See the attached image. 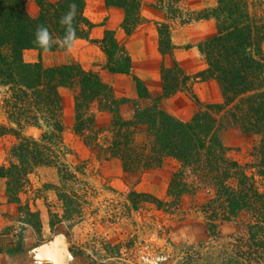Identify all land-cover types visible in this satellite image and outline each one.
I'll use <instances>...</instances> for the list:
<instances>
[{"label": "rangeland", "instance_id": "obj_1", "mask_svg": "<svg viewBox=\"0 0 264 264\" xmlns=\"http://www.w3.org/2000/svg\"><path fill=\"white\" fill-rule=\"evenodd\" d=\"M156 2L144 0L142 15L146 21L132 35L128 36L121 25L110 29L131 58L129 75L112 74L107 69V56L98 43L104 34L101 38L98 33L93 34L94 28L104 23H93L90 38L76 40L70 50H29L24 59L29 63L41 61L46 68L76 62L84 70L98 73L118 99L137 100L136 77L149 91L160 92L162 66L173 65L171 58H164L159 49V25L169 23L176 47L174 60L187 76L195 77L207 68L206 58L197 46L216 34V23L214 20L181 22L194 11L215 7L217 0H184L180 10L186 15L174 20L165 10L157 8ZM87 6L86 2L85 13L91 7ZM151 11L159 14L160 20L153 19ZM60 93L64 131L59 146L65 167L34 170L20 194L22 209L7 201L6 181L0 180V217L4 222L0 253L7 257L5 264H141L140 257L145 251L166 255L168 260L163 264H264L260 261L264 257L256 251L258 248L264 251V223L258 221L256 200L264 195L260 136L244 133L232 116L222 112L217 118L219 138L226 149L225 162L214 165L202 152L205 166L183 167L176 158L166 156L157 167L130 172L124 169L121 159L106 158V153L101 151L110 145L113 116L101 112L98 102L85 110L95 115V125L83 124L85 136L93 137L94 128L103 132L99 136L102 147L91 149L74 132L73 91L61 88ZM5 94L6 89L0 88V125L11 128L15 126L5 113ZM196 99L204 106L223 101L215 81L192 80L186 90L163 98L159 106L170 117L187 122L204 108L198 106ZM123 108V119L133 121L134 111ZM24 132L28 137L41 139L51 128L29 127ZM152 140L143 131L135 139L144 146H151ZM17 141L11 133L0 137V167L15 162L10 151ZM91 143L96 144L95 140ZM233 162L239 165L240 178L233 175L236 172ZM181 174L180 179L187 187L180 188L179 197H169L172 179ZM227 174L231 177L225 184L216 180L217 175L221 179ZM239 180L243 184L241 188H238ZM225 186L241 190L252 203L256 200V204L236 215L229 214ZM20 243L26 247L25 253L9 256L7 252ZM249 248L253 256L249 255Z\"/></svg>", "mask_w": 264, "mask_h": 264}, {"label": "trees", "instance_id": "obj_2", "mask_svg": "<svg viewBox=\"0 0 264 264\" xmlns=\"http://www.w3.org/2000/svg\"><path fill=\"white\" fill-rule=\"evenodd\" d=\"M86 2L0 0V88L6 89L3 105L9 122L15 126L9 128L0 125V137L11 133L18 140L10 151L15 162L0 167V180L6 181L5 196L8 202L18 204L22 209L20 194L37 168L65 167L61 162L62 150L59 146L64 131L61 88H69L74 93V132L87 147L101 148L99 136L103 132L91 126L94 136H85L83 124L89 122L95 125V115H89L85 110L98 102L101 112L113 116L110 145L102 147L101 151L106 153V158L121 159L126 171L157 167L166 156L176 158L183 167L200 166L206 162L201 159L202 152L214 165L225 162L226 149L219 138L217 118L222 112L232 116L244 133L261 137L259 153L262 154L264 167V0H217L215 7L194 11L185 20L182 18L186 14L180 10L184 0H157V8L165 10L171 20L179 17L182 19L181 24L214 20L217 31L214 36L198 44V50L206 58L207 68L192 77L187 76L174 60L176 47L171 39L172 26L169 23L160 24V53L164 58L169 56L173 65L162 66L163 85L160 92L149 91L144 82L136 77L137 100L118 99L98 73L88 72L76 62L46 68L41 61H25L24 54L29 50L66 51L59 46L65 35V26L59 21L72 3L77 7L73 21L76 40H88L94 24L85 16ZM105 3L108 7L123 10L121 28L128 36L146 21L142 15L144 0H105ZM40 25L46 26L56 40L49 50H43L33 43L36 28ZM98 43L107 56L110 73L131 74V58L125 47L116 40L113 30L106 29L103 39ZM192 80L215 81L222 93V103L204 106L196 99L198 106L204 108L187 122L176 120L161 110L159 104L163 98L183 92ZM127 107L134 111L133 121H125L121 116L122 108ZM43 125L51 128V132H45L41 139L25 135L27 128L41 129ZM142 131L153 139L150 147L135 141ZM53 139L56 140L50 143ZM92 140H95V145H92ZM231 165L236 169L233 175L240 178L242 173L237 170L239 165L236 162ZM182 176L176 175L172 179L169 197H179L187 187L180 179ZM218 176L216 180L224 184L231 177L227 174L220 179ZM241 186L243 184L239 180L238 188ZM225 188V204L229 214L236 215L243 209H250L258 200V221L264 223V195H259L252 203L241 190L230 186ZM250 249L249 255L253 256ZM259 249L257 253L264 257L263 249ZM25 251L26 247L20 243L7 254L19 255Z\"/></svg>", "mask_w": 264, "mask_h": 264}, {"label": "crops", "instance_id": "obj_3", "mask_svg": "<svg viewBox=\"0 0 264 264\" xmlns=\"http://www.w3.org/2000/svg\"><path fill=\"white\" fill-rule=\"evenodd\" d=\"M87 5L91 6L86 9V17L94 24H101L104 23V26H99L94 28L96 32L93 34L98 33V38L105 33V29H116L119 25L122 24L124 20V12L123 10L115 7H107L105 4V0H87ZM150 16L153 19L160 20L161 16L157 14L155 11L150 12ZM145 17V16H144ZM148 19V16H146ZM98 30V32H97ZM151 34H153V27L149 28ZM155 31V28H154ZM93 36V35H92ZM143 39V36H142ZM3 220L0 217V231L3 227ZM2 253H0V264H5L7 257Z\"/></svg>", "mask_w": 264, "mask_h": 264}, {"label": "clouds", "instance_id": "obj_4", "mask_svg": "<svg viewBox=\"0 0 264 264\" xmlns=\"http://www.w3.org/2000/svg\"><path fill=\"white\" fill-rule=\"evenodd\" d=\"M77 14V7L75 3L69 6V10L60 18V24L65 26V35L60 41V47L65 50H70L75 46L76 30L73 26V21ZM33 43L43 50L51 49L56 40L53 38L46 26H37L35 31V39Z\"/></svg>", "mask_w": 264, "mask_h": 264}, {"label": "built area", "instance_id": "obj_5", "mask_svg": "<svg viewBox=\"0 0 264 264\" xmlns=\"http://www.w3.org/2000/svg\"><path fill=\"white\" fill-rule=\"evenodd\" d=\"M168 260L164 254H151L149 251L143 252L140 257L141 264H163Z\"/></svg>", "mask_w": 264, "mask_h": 264}]
</instances>
